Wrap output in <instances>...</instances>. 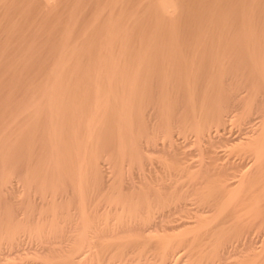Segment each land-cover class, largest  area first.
<instances>
[{
  "label": "rangeland",
  "instance_id": "374dc122",
  "mask_svg": "<svg viewBox=\"0 0 264 264\" xmlns=\"http://www.w3.org/2000/svg\"><path fill=\"white\" fill-rule=\"evenodd\" d=\"M153 2L154 0H53L51 4L47 6V4L45 3V0H0V69L4 70L2 72L0 71V76L2 75L0 77V82H1L0 84L2 85V87L4 85L6 87V88L4 87L6 90L4 88L2 90V87L0 85V90H1L0 91V142L2 143V141L7 140V137H8L7 147L10 145L13 146V148L11 146V149H8L10 147L7 148L9 150L8 159L10 158L9 160H7L8 163L5 162L4 165H2L3 167L1 166V163H0V264H56V263L57 264H66V263L67 264H93V263L94 264H139V263L140 264H156V263L163 264L160 261V257L166 246H168L169 250L172 251L171 254L174 252H178L179 257L176 256V258H174L175 264H264V206H263L264 205V199H263L264 198L263 197L264 196V190H263L264 189L263 188L264 179H261V178H264L263 177L264 174H262L261 171H257L255 175L252 177H255V176H262V177H255V178L251 177L250 179H248V181H244L243 183H241L242 185L239 183L236 186L231 187V188L226 187L223 183V180L226 179V177L224 176L226 175V173L225 171H223L224 167H222L221 165L216 166L213 164H211L210 166V163H209L210 160L208 159L209 157L207 158L208 154H206L207 153L206 148H205L206 144L198 141L196 136L194 135V132H192L191 130L190 131L186 129L184 130L182 123H180L179 120L183 117V116L181 117L183 113V112L181 113V110L177 109L176 112L172 111L171 113L172 117L171 118L169 117L170 118L169 120L171 121V124L173 123L170 129L171 132L173 131V133L176 135V138H179V141H182L184 139L182 144L185 146L184 148L185 151L187 150L185 154L181 152L182 149L178 151L175 149L174 146H170L169 144L170 137L168 136L169 132L166 131L167 125L160 124L161 121L159 120L157 123L155 122L153 127H156L154 129H157L160 133L165 135L166 136L165 138H167L168 136L167 140L163 138L164 136L162 137V139H165V141L160 139L161 142L163 143L165 142L166 144L165 148L163 149V151L161 150L160 152H157L158 153L157 155H155L156 154L155 153V154H151L148 156V154L146 155L145 153L140 152L139 149L141 148H139L140 147L139 146L138 147L139 151L138 150L137 151L138 153L139 152L141 153L139 154L141 155L140 159L136 154L134 153L130 154V152L128 151V148H127V152H125L126 154L123 155L124 158L121 159L122 154L120 155L117 152L118 145H116V143L112 141V135L108 132L107 130L108 128H103L100 132L102 137H100V139L97 141L94 147V151L97 156L95 158V161H97V163L98 161H100V163L97 164L99 166L98 167L95 165V163L92 162V160H89L88 158L82 159L81 156H80L81 157L80 161H78V164L80 165H78L77 158H75V154L73 152L75 150L74 148L76 147V145L77 147L81 146L80 143L82 142V137L84 136L82 135L83 132H81L83 131V126H84L83 122L86 121L85 119L88 117L87 115H89L87 111L85 112L84 110H83L84 112L81 111L82 113L80 112L81 114H79L76 108L79 104V101H81L80 104L82 102L84 103L86 101V98L84 97L81 98V97H78L77 95H74L72 96L74 97V100H73V98L70 97L71 100L73 101L71 100L67 101V106H65L66 108L68 107V104H70L69 106L71 107L70 108L68 107L70 110H68L67 108V110L64 111L65 108L63 107V108H60L63 111L59 109L60 113L62 111L61 114L59 113V111L56 112V114L57 113L59 114V115L57 114L58 116L57 119H56L57 117L56 114L51 116L52 120L56 119L57 125L55 121L53 120L56 126L53 123H51V121H49L50 119V114L48 115L49 111L46 114L45 109L42 110V107H41L39 110H37L38 112L35 111L37 113L36 115V113L33 110L29 112L31 109L28 110L27 108L28 106L25 105V103H28V102H29L28 104L31 105L33 100L35 102L40 100L39 96H41V94H38L39 92L38 93L36 92L40 91V90H37V88L39 89V87L42 84H46V82L48 81L46 80V76L48 75V72H49L48 66H50L51 63H53L54 61L56 62L59 59L58 56H61L62 54H64L62 53L63 51L66 53L69 49L72 48V46L74 47L76 43L78 45V46L76 45L77 47H79V45L81 47L83 43L81 49L85 50L84 48H86L87 50H90V51H84V52L82 51V53L84 54L81 53L82 55H85L86 53L88 54V55L86 54L87 56L85 55V57L81 59L82 61H84L85 58H87V60H85L84 62L81 61L82 63L80 66L82 68L81 67L80 68L82 70H78L77 72V74L80 73L81 75L80 81L82 80V74L86 73L88 71L87 69L89 70L92 69L93 64H91L90 66V64H87V63L91 61L93 62L95 60L94 57H96L98 52H95L94 49H96L100 45L98 42H100V38L103 35V32L105 30L104 23L108 21V19L114 20L116 22L119 21V24H122V23L124 24V25L122 24V26L126 25L127 27H129V29L131 30V32H129V35L131 38V39L129 38L131 40L129 45H131L130 47H133V48L138 47L141 43L147 44L148 38H151L153 36L157 37L158 35L162 36V34L165 35V31L168 29L169 24L173 25V26L170 25L171 27L169 26V28H171V30L175 29L173 31H176L177 38L178 37L180 38V39L179 38L177 39L179 40L178 42L177 40H172L173 41L172 45H182L183 43L182 42L180 43V41L186 40L189 37L190 38L188 40H191L192 38L195 37L196 34L198 33L201 34V32L203 31H201L200 29L204 30V28H207V29H205L206 32L205 33L203 32L202 34L208 33L207 34L208 36L214 35L215 37H218L221 40L220 44L222 45L231 43V39L235 37V34L237 31L239 30L242 31L243 29H246L249 27L257 31V33H259L260 36L264 37V0H239V2L238 0H177V2H179L181 6L179 5L180 8L178 10L177 16L175 17V19L169 22V24L166 21L164 22L163 19L162 21L160 17H158L159 19L158 18L156 19L158 15L155 14V10H153L154 9ZM209 9H212L215 11V14H214L215 17L213 19L211 18L212 20L208 18L206 21L204 20L200 21L201 19L200 17H202L201 15H203V18H204V13L206 12V10L208 11ZM132 14H135L137 18L136 17L135 18L131 17L133 19L129 18L130 16H132ZM95 17H97L98 19H95ZM127 18L130 19V21ZM244 18H249L251 24L245 25L243 23ZM134 19L136 20L135 22L133 21ZM160 20H161L160 22L161 24L158 23L160 24L159 26L156 23ZM213 20L215 21L213 22ZM216 21L218 25H216L217 24ZM162 24L164 25L162 26ZM68 26L71 29L73 28L74 29L71 30L68 28ZM70 30L71 32H73L71 33L72 36L71 34L70 36H68L66 32L64 33V31H67V32L69 31L68 33H70ZM87 31H88V34H87ZM209 31H211V33ZM61 33L62 35L63 33L67 35L66 39L70 37L68 39L69 42L65 38H63L65 39V41L68 42L69 48L67 47L68 46L67 42L63 40V42L66 43V45L63 44V42H61L62 41L61 37H63L62 35H60ZM156 33H159V34H157L156 36ZM82 34L88 35L86 36L85 39L83 38L84 40H86L85 42H83L82 36L84 35ZM183 34H185L186 36ZM23 37H25V39L27 40V45L31 43L32 41L33 44L32 43L29 44L31 45L30 46L31 48H29V45L24 46V44L26 43L25 42L26 40ZM183 37H185V39H183ZM163 39H164L163 42H166L168 44H171L172 42L169 38L165 37ZM86 43L88 44L86 45ZM209 43L213 44V42L207 39L206 42H204L203 44L210 45ZM21 44L23 47L21 46ZM34 44L36 45V47L34 46ZM62 44L63 46L65 45V47L67 48V51H65L66 49L65 47L63 46L61 47ZM85 45L86 47H83ZM39 46H41V48ZM91 46L94 48L93 50ZM3 47H6V49H8L6 50L4 48L7 51V52H4L5 54H3V51H5ZM87 47L91 49H88ZM99 47L97 48L98 51H100ZM35 48H37L38 53L41 52L42 54L41 53L38 54ZM59 48L61 49L65 48V49L59 50ZM41 49L43 50V52ZM24 52H27V53H24ZM29 52H31V55L29 54ZM34 53H36V56H39V57H35L33 58V61H31L30 58ZM28 55L30 56L27 58ZM34 56L35 55H33V57ZM36 58L37 59L40 58V59L37 60ZM88 59L90 60L88 61ZM15 60L16 61L18 60V61L16 62ZM33 62H34L33 65L35 66L31 65V63ZM18 63H21L23 67L20 64L21 68L20 67L17 68L19 66ZM44 63L46 65L43 66ZM1 64L3 66H1ZM5 64L6 66H4ZM36 65L40 67H37ZM29 66L33 68H29ZM2 67H4L7 70V72ZM44 67H46V69L48 70H45ZM37 68L39 69L43 68V70L40 71ZM10 69H11V72H10ZM16 69H18V71H16ZM20 70H23L25 74L23 73V71H21L22 73H19L20 75L17 74L18 72H20ZM85 70L86 72H82ZM247 70L248 69L244 62L243 63L228 62L226 65L225 71H224V77H223L224 83L223 84L225 86V91L223 94V99L225 101L226 108H225V113H224L225 115L224 120H223L224 122L221 123L222 126L221 125L218 126L220 130L221 129L224 130V132L223 130H221L224 134L222 132H221L222 134L217 133V138L215 136H214L215 138L213 137L215 149L217 148V146H220L222 143V145L218 147L217 149L218 151H220L222 156L225 157L224 162H227L228 161L227 159H229V161L233 159H236L239 161L240 157L241 158L245 157V159L249 160L247 156L251 155L252 152H254V150L259 147L258 145H260L259 143L260 139L257 137H256L257 138L256 142L251 141L255 137H252L250 140H247V141H251V144H248L247 141L245 144L243 143L237 144L236 142L229 140L230 141L229 143V141L225 140L227 145H225L224 138H223L225 137V139L226 138L235 139V138L240 137L242 135L241 133H243L242 129L246 127V126L242 127L243 120H248L251 117L250 119H253L254 124L258 123L257 121L260 122V119L262 120V116H263L262 110L264 109V106H263L264 105V98H263L264 87L262 84L258 83L256 89L253 90L252 86H253L254 80L250 78V76L246 75L248 74ZM45 71H48V72H45ZM3 72L6 74H4ZM229 74L231 75V77ZM237 74L239 76H237ZM16 76L17 77L20 76L18 77L19 81L17 80L18 78H16V81L14 79L15 83H13V78H15ZM71 76L72 75H69L68 77L72 78L75 75H73L72 77ZM77 77L79 78V76ZM21 79H22L21 83L22 84L24 83L25 85H22L20 83ZM67 79L70 80L69 78H66L65 80ZM74 79H77L76 76L72 78L71 80H74ZM234 79L236 80L233 81ZM9 80H10L11 85L10 83L8 85ZM6 82L8 86H6ZM27 82H30L32 86L31 85L29 86L30 83H27ZM38 84H41V85H38ZM33 85H34V88H33ZM227 85H229V88ZM22 86L23 88L25 87L24 88L25 90L24 89L22 90ZM35 86H38V87H35ZM31 87H32V91H30ZM230 87L232 90L230 89ZM20 88H21V91L19 90ZM26 88L28 89L26 90ZM233 88L235 89V91ZM243 89L244 91H242ZM17 90L20 92L17 93L18 92ZM34 90H37V91L34 92ZM25 91H27L26 93L28 94H26ZM29 91L32 92V94H30ZM12 92H14L15 95ZM226 93L228 94L226 95ZM237 93L239 95V96L237 95L238 99H236ZM37 94H38V97L35 96ZM32 96L36 98H33ZM23 102H24V105L22 104ZM240 102L243 105V108L241 107L242 105L240 104ZM182 103H183L182 99L178 97L177 105H179L180 107ZM2 104L4 106H2ZM21 107L22 108L25 107V108L22 109ZM73 107L75 108L73 109ZM239 107H241L240 110H239ZM234 110L236 112H234ZM32 112L35 114H33ZM242 113L244 114L243 115L244 117L241 116ZM178 115L180 116L179 119H178L179 117ZM259 115L261 117H259ZM31 116L35 118L36 121L33 118L31 120ZM47 116H49V118ZM62 116H64L63 119H62ZM173 118H176V119H173ZM13 119H14L15 124L13 122H10V121H13ZM238 119L239 121H237ZM80 121L82 122L79 125ZM30 122H32L33 126L31 125ZM48 123L50 126L48 125ZM60 123H62L63 125H61ZM67 123L69 126L67 125ZM64 124H66L65 127H64ZM52 125L53 127H56L55 136L57 137V133L59 136L61 135L60 137H57V139H53L54 141L52 140V142H54L53 144L45 140L47 139V135L49 133L46 130L49 129ZM70 125H72L71 127L73 128H71ZM160 125H162V127ZM31 126H32V129H30ZM81 126L82 128H80L79 130V127ZM53 127H51L48 131L52 132L51 130L54 129ZM75 127L76 128L78 127L77 131ZM57 128H58V132H57ZM62 128H64V130ZM178 128H181L180 129L181 131ZM59 129L61 132H59ZM213 129L215 130L216 128L214 127ZM213 129L212 131H214ZM55 130H53L54 133H55ZM28 131H31L32 135H31V132L29 133ZM257 131H259V129ZM43 132H45V134ZM76 132L79 133L80 136H78ZM8 134L9 136H7ZM17 134L22 135V136L20 137ZM257 134L258 133H256V135ZM42 135L45 137L44 139H42L43 138ZM64 135H66V137ZM73 135H76L77 138L76 140L72 141V139H74ZM220 135H222L223 137L222 136L220 137ZM14 136L16 137V139ZM28 136L30 137L26 140ZM17 137H19V140H17ZM34 137H36V139ZM219 137L222 138L221 141H219ZM30 139H35V141L30 140ZM59 139H62V140H59ZM105 139L106 140L108 139L107 140L108 142ZM67 140H70V141H67ZM43 141L44 143L45 141L47 143L44 144ZM62 141L64 142L62 143ZM74 141L78 142V144ZM11 142L13 143L11 144ZM57 142L59 144L60 143L62 144L65 143V144L63 145V147L61 146L62 144H60V146L62 147L61 148ZM9 143L10 145H8ZM70 143H71V146H69ZM74 143H76V145H74ZM100 143H103V144H100ZM31 145H33V147ZM54 145L57 151L60 150L58 153L62 151L61 153H62V156H64V161H62L61 163L63 166L66 165L64 167L66 169H64L60 163V168H59L60 173L59 171L51 170L53 169V164L56 162V160H52V157L54 158L55 155H53L51 152L48 153V150H50L51 146H54ZM67 145L69 146V148ZM58 146L59 148H57ZM244 146H246L247 148ZM64 148L65 149L67 148L70 151L65 150ZM0 149H1V145H0ZM28 150H29V155H27ZM71 151H72L71 153L72 155L68 153ZM247 151H249L250 153H248ZM196 152H197V155H196ZM64 154H66L67 157H65ZM152 155H155V156H152ZM69 156L71 157L68 158ZM185 156L187 157V159H189L190 165H193V166L197 165V166H194L195 168L193 167V170L190 169L191 172L186 171V169L185 171L182 169L183 162L185 161L184 160ZM80 157H78V159ZM74 158L75 160H73ZM152 158L154 159L152 160ZM71 160L73 161V163H71ZM48 163H49V166H48ZM71 166H73V169ZM81 166H83L82 170H85L84 168H86V171H87L86 174H85V171L82 172L80 168L78 169V167H81ZM255 166L256 164L254 163L251 165L252 172L256 171ZM144 167H150L154 170L156 169L159 170L158 174L160 175V177L162 176L159 180L160 187L159 188L155 187L158 184H155V185L151 184V185H148L147 187L148 189L147 188L127 189V187L130 185L129 181L131 180L133 181L132 177L135 176L136 178V175L138 174L143 175ZM154 167H156V169ZM67 168H68V172L66 174L65 172L67 171ZM95 168L97 171L95 170ZM221 168H222V171H221ZM179 169L181 171H179ZM78 170H80L81 172L78 173L79 172ZM61 172H62V175H60ZM3 173H6V174H3ZM83 173L85 174V176ZM79 174H82V177H84L82 178L83 180H81V182H83L84 179L87 182L85 183L83 182L82 184L80 182V184H78L77 177L79 176ZM208 174L210 175V177H208L209 176ZM30 176H33V177H30ZM34 177H37V179L36 178L34 179ZM57 177H58V180L55 181ZM221 178H222V182H220ZM39 179H42V180H39ZM175 179H178V180H175ZM71 181H74V182H71ZM253 181L254 182L257 181V182H255L254 184ZM74 184L75 185L77 184L79 186L82 185L83 187L80 186L82 190L79 191L80 189V188L78 189L79 186L76 185L75 187ZM161 184L162 185L164 184L167 187L163 185L164 188H161ZM170 184L172 186L174 185L173 188ZM248 184H251V185H248ZM126 189L127 191H124ZM130 190L132 191L134 190V191L132 192ZM135 190H138V191H135ZM145 190L147 191L148 195L151 194L150 196L152 198V203H153V215L154 213L155 214L157 213V215H154V217L156 218L158 215L159 216L166 215L168 217L167 220L163 222L164 224L162 223L164 226H167L166 225L167 223L168 225L173 224L174 221H170V220H173V218L175 219L176 216L179 218L181 217V215L182 217L184 215L185 220H195L196 219L195 221L197 223L194 224L195 226L194 225H191V227L187 226L185 228L177 229L175 230V232H173L174 230H168V229L166 230V228L162 226L161 224L158 227L151 229L153 231L152 233H149L145 231L141 232L143 231V229L141 228L143 226L142 224L136 225V222L129 221V222H126L127 223L126 228L129 230L125 229L124 225L126 224L123 223L124 221L122 222L121 220H119L118 214L115 212L116 210L113 211V207H115V205L114 203L112 204L110 199L116 197V195L118 194L125 195L129 193L128 195L135 198L134 200H137V199L140 200V195ZM158 190H159V193H158ZM134 192L137 193V196L136 195L133 196ZM236 192H238L237 195H235ZM157 194L158 195L162 194V199H160L161 202L159 200V198L161 197H157ZM163 199H165V201ZM154 200L156 203L154 202ZM162 201H164V204ZM184 202L186 203L185 204L186 207L188 206L187 208L191 210L203 208L202 210H204V212L207 211L206 213L208 214L205 215L206 213L202 212L204 213L202 217L201 216L199 218L189 217L190 219H188L185 215L187 216L189 215L187 212L189 210L186 211V208H184L185 210L181 208V205H182L181 203H184ZM193 206L194 207L196 206V207L194 208ZM168 207L170 208L168 209ZM100 215L102 217L103 215H105L107 220L105 219V216L104 218H102ZM168 215H170L172 218ZM103 220H106L105 221L106 223L102 222ZM126 220L127 219H125V221ZM10 227L13 228V230L10 229ZM156 229L157 230L159 229V230L156 231ZM162 229L165 231H163ZM9 233L11 234L8 235Z\"/></svg>",
  "mask_w": 264,
  "mask_h": 264
},
{
  "label": "bare ground",
  "instance_id": "6f19581e",
  "mask_svg": "<svg viewBox=\"0 0 264 264\" xmlns=\"http://www.w3.org/2000/svg\"><path fill=\"white\" fill-rule=\"evenodd\" d=\"M53 0H45V3L48 5L51 4ZM56 2V1H55ZM54 2V3H55ZM116 2V1H114ZM239 2V0H238ZM43 3V2H42ZM179 2H177V0H154L153 2V7L155 10V14H157L158 16L156 17V19L158 17H160V19L164 20V22L166 21L168 24L169 22H171L173 19H175V17L178 14V10H179ZM53 5V4H52ZM235 5V4H234ZM239 5V4H238ZM181 6V5H180ZM206 6V4H205ZM115 7V5H114ZM216 7V6H215ZM74 8V7H73ZM224 8V7H223ZM237 8V7H236ZM115 9V8H114ZM201 9V8H200ZM213 9V8H212ZM209 9L208 11L206 10V12L204 13V18L203 15H201L202 17H200V21L204 20L206 21L208 18L209 19H213L215 17V11ZM234 10V9H233ZM133 11V10H132ZM137 11V10H136ZM238 11V10H237ZM74 12V11H73ZM233 12V11H232ZM229 13V12H228ZM231 13V12H230ZM73 14V13H72ZM98 14V13H97ZM221 14V13H220ZM256 14V13H255ZM240 15V14H239ZM128 17V16H127ZM131 17H136L135 14H132ZM217 17V16H216ZM223 17V16H222ZM72 18V17H71ZM74 18V17H73ZM137 18V17H136ZM95 19H98L97 17H95ZM93 19V20H95ZM113 19V18H112ZM128 19V18H127ZM133 19V18H131ZM159 19V18H158ZM211 19V20H212ZM221 19V18H220ZM252 19V18H251ZM257 19V18H256ZM72 20V19H71ZM130 21V19H128ZM158 21L156 24L161 22ZM162 20V21H163ZM218 20V19H217ZM98 21V20H97ZM106 21V20H105ZM134 22L136 21L135 19L133 20ZM131 21V22H133ZM138 21V19H137ZM157 21V20H156ZM215 20H213L214 22ZM241 21V20H240ZM77 22V21H76ZM96 22V21H95ZM163 22V23H164ZM221 22V21H219ZM142 23V22H141ZM217 23V21H216ZM234 23V22H233ZM243 23L246 24H251L249 18H244L243 19ZM254 23V22H253ZM12 24V23H11ZM33 24V23H32ZM85 24V23H84ZM94 24V23H93ZM105 25V30L103 32V35L100 38V42H98L100 45L99 50L94 49L92 46V50L94 49L95 52H98L95 60L92 62H88L87 64H93L92 65V69L86 72L82 71V72H86L84 74H82V80L80 81V73L77 74L78 70H82L81 68V63L84 62L85 60H87V58H85L84 61H82L81 59L85 57V55H82L84 53H82V51H90L87 50L86 48H84L85 50L81 49L82 45L79 49V47H77V43L75 44V46L71 49H69L67 51V48L65 47L66 43L63 42V40L65 41V39L67 38L66 34H68V36H70L71 33V29L69 26L68 28L71 29L70 33H68L67 31H64V33L66 32V34L62 33L60 35H62L63 37H61V42H63V44H65L63 46V44L61 45V47H65V48H59V50H64L67 51L66 53L63 51L61 56H58L59 59L53 63H51V67L48 66L49 72L48 75L46 76V80H48L46 82V84H38L41 85V89L39 87V89L37 88L36 93L41 94L40 100L35 102L33 100V104L31 103V105H29L28 103V99L26 100L28 103H25L26 106H28V110L31 109L29 112H31L32 110L35 112L37 110H39L42 107V110L45 109V113L47 114V112L49 111L48 115L50 114V119L49 121H51V123L54 124L51 116L56 114V112L59 111L60 108H65V106H67V101L71 100L70 97L77 95L78 97L81 98H86V101L80 104L81 101H79V104L76 108V110L79 112V114H81L82 112H86L89 114L87 115L88 117L85 119L86 121H84V126H83V134L84 135L82 137V142L80 143V147H77L76 143L78 144V142L74 143V145H76V147L74 148L75 150L73 151L75 154V158H77V164L78 161H80L81 157L83 158H88L89 160H92L93 163H95L96 166H98L97 164L100 163V161H95V158L97 157L94 151V147L97 143V141L100 139V137H102V135L100 134L101 130L103 128H108V132L112 135V141H114L116 143V145H118V154H122V158L124 154H126L125 152H127V148L128 151L130 152V154L134 153L136 154L139 159L140 156L139 154L145 153L146 155L148 154H155L157 155V152H160L161 150L163 151V149L165 148V142H161L160 139L165 138L166 136L163 135L162 133H160L157 129H154L156 127H153L155 122L157 123L158 120L161 121L160 124H164L167 125V132H169V140H170V146H174L176 150L183 152L185 154V146L182 144V142L184 141V139L182 141H179V138H176V135L173 133V131L171 132V125H173V123L171 124V121L169 120L172 116V111L181 110V119L179 120L180 123H182V126L184 127V130H191L192 132H194V135L196 136L197 140L200 142L205 143V148L208 154L207 158L210 160V166L211 164L213 165H221L222 167H224V170L226 175H224L226 177L225 180H223V183L226 187H234L237 184H241L244 181H248V179H250L252 176L255 175V173L257 171H261L262 174H264V109L263 111V116H262V120L260 119V122L257 121L258 123H253V119H248V120H243V126L244 127L243 133H241L242 135L238 138L235 139H225V137H223L222 135H220V137L222 136L224 138V143L225 145L226 141H233L238 143H243L245 144L247 140H250L252 137H255L254 139H252L251 141H255L256 139L259 138L260 139V145H258L259 147L256 148L254 150V152H252L251 155L247 156L249 160L245 159V157H240V160H230L227 159V162H224V156H222V154L220 153V151H218V147L215 149V145H214V138H217V133H221L223 129H219L218 126L221 125L222 122H224V113H225V101L223 99V94L225 91V86H224V71L226 68V65L228 62H239V63H245L246 67H247V72L248 74H246L247 76H250V78H252L254 80L252 89H256L258 83L262 84L264 87V37L260 36L259 33H257V31L253 30L251 27L243 29L242 31L239 30L236 32L235 37L231 39V43L228 44H220L221 40L218 37L213 36H208L206 34H202L203 32L205 33L207 28H204V30L200 29L201 34L198 33L195 35L194 38H192L191 40H188L189 38H187L186 40H182L180 41V43L182 42V45H172L173 41L172 40H177V34L176 31L171 30V28H169L170 25L168 26V29L165 31V35L162 36H156L157 37H151L148 38V43L147 44H140L138 47H130L131 45H129V43L131 42V38L129 35V32H131V30L129 29V27L122 26V24H119V21L116 22L114 20H109L106 21L104 23ZM161 24V23H160ZM160 24H158L160 26ZM13 25V24H12ZM96 25V24H95ZM124 25V24H123ZM133 25V24H132ZM164 24H162L163 26ZM166 25V24H165ZM205 25V24H204ZM218 25V23L216 24ZM24 26V25H23ZM40 26V25H39ZM75 26V25H74ZM73 26V27H74ZM92 26V25H91ZM167 26V25H166ZM173 26V25H172ZM210 26V25H209ZM222 26V25H221ZM80 27V26H79ZM171 27V26H170ZM218 27V26H216ZM229 27V25H228ZM24 28V27H22ZM220 28V27H219ZM21 29V28H20ZM31 29V28H30ZM39 29V28H38ZM164 29V28H163ZM228 29V28H227ZM239 29V28H238ZM42 30V29H41ZM46 30V29H45ZM44 30V31H45ZM98 30V29H97ZM130 30V31H129ZM159 30V29H157ZM156 30V31H157ZM165 30V29H164ZM163 30V31H164ZM196 30V29H194ZM89 31V30H88ZM87 31V34H88ZM140 31V30H139ZM233 31V30H232ZM241 31V32H240ZM58 32V31H57ZM102 32V31H101ZM194 32V31H193ZM191 32V33H193ZM211 33V31H209ZM21 33V32H20ZM49 33V32H48ZM85 33V32H84ZM93 33V32H92ZM190 33V32H189ZM132 34V33H130ZM230 34V33H229ZM10 35V34H8ZM84 35V36H82ZM82 39L86 38V34H82ZM101 35V34H100ZM136 35V34H135ZM185 35V34H183ZM210 35V34H209ZM19 36V35H18ZM65 36V37H64ZM72 36V34H71ZM93 36V35H92ZM186 36V35H185ZM191 36V35H190ZM6 37V36H5ZM169 38L172 42L171 44H168L166 42H163V38ZM182 37V36H181ZM25 39V37H23ZM34 38V37H33ZM65 38V39H63ZM70 38V37H69ZM68 38V39H69ZM130 38V39H129ZM221 38V37H220ZM229 38V37H228ZM23 39V40H24ZM59 39V38H58ZM68 39H66L68 41ZM83 39V42H85L86 40ZM88 39V37H87ZM180 39V38H179ZM183 39H185V37H183ZM210 40L211 42H213V44L210 45H206L203 44L204 42H206V40ZM26 40V39H25ZM36 40V39H35ZM80 40V39H79ZM78 40V41H79ZM130 40V41H129ZM229 40V39H228ZM4 41V40H3ZM31 41V40H30ZM29 41V42H30ZM65 41V42H67ZM88 41V40H87ZM93 41V40H92ZM99 41V40H98ZM179 40H177L178 42ZM5 42V41H4ZM26 43L24 44V46H28L29 43L27 45V40L25 41ZM34 42V41H33ZM55 42V41H54ZM60 42V44H61ZM69 42V41H68ZM67 42V44H68ZM82 42V41H80ZM15 43V42H14ZM24 43V42H23ZM96 43V42H95ZM138 43V42H137ZM140 43V42H139ZM176 43V42H175ZM33 44V43H32ZM38 44V43H37ZM55 44V43H54ZM80 44V43H78ZM88 43H86L87 45ZM90 44V43H89ZM133 44V43H132ZM193 44V45H192ZM8 45V44H7ZM40 45V44H39ZM77 45V46H76ZM83 46V47H86ZM91 45V44H90ZM89 45V46H90ZM22 46V44H21ZM20 46V47H21ZM31 45H29V48ZM34 46L36 47V45L34 44ZM38 46V45H37ZM47 46V45H46ZM44 46V47H46ZM71 46V45H70ZM23 47V46H22ZM41 48V46H39ZM54 47V46H53ZM69 48V44L67 46ZM6 49V47H3V49ZM9 48V47H8ZM25 48V47H24ZM28 48V49H29ZM34 48V47H33ZM39 48V49H40ZM88 49H91L89 47H87ZM4 49V50H5ZM19 49V48H18ZM37 50V48H35ZM48 49V48H47ZM50 49V47H49ZM8 50V49H6ZM3 51V54H5L4 52L7 51ZM13 50V49H12ZM25 50V49H24ZM34 50V49H33ZM42 50V49H41ZM45 50V48H44ZM57 50V49H56ZM97 50V51H96ZM11 51V50H10ZM58 51V50H57ZM28 52V51H27ZM24 52V53H27ZM43 52V50H42ZM93 52V51H91ZM94 52V53H95ZM33 53V52H32ZM38 53V50H37ZM41 53V52H40ZM38 53V54H40ZM82 53V54H81ZM29 54L31 55V52H29ZM42 54V53H41ZM60 54V53H59ZM96 54V53H95ZM28 55L27 58L30 56ZM33 55H35L33 57ZM30 60L33 61V58L35 57H39L36 56V53H34ZM88 55V54H87ZM86 55V56H87ZM7 56V55H6ZM42 56V55H41ZM57 56V55H56ZM89 57V56H88ZM18 58V57H17ZM41 58V57H40ZM39 58V59H40ZM25 59V58H24ZM37 59V58H36ZM37 59V60H39ZM91 59V58H90ZM88 59V61L90 60ZM28 60V59H27ZM35 60V59H34ZM36 60V61H37ZM16 61V60H15ZM18 61V60H17ZM16 61V62H17ZM48 61V60H47ZM82 61V62H81ZM24 62V61H23ZM28 62V61H27ZM39 62V61H38ZM51 62V61H50ZM15 63V62H14ZM40 63V62H39ZM42 63V62H41ZM86 63V62H85ZM21 63H18V67H20ZM33 63H31V65H33ZM86 64V65H87ZM9 65V64H8ZM30 65V64H29ZM42 65V64H41ZM46 65L45 63L43 64V66ZM1 66H3L1 64ZM6 66V64L4 65ZM14 66V67H15ZM21 66L23 67V65L21 64ZM35 66V65H33ZM37 66V65H36ZM9 67V66H7ZM6 67V68H7ZM40 67V66H37ZM50 67V68H49ZM81 67V68H80ZM4 68V67H2ZM21 68V67H20ZM29 68H33L30 67ZM45 70L46 67H44ZM80 68V69H79ZM87 68V67H86ZM5 69V68H4ZM9 69V68H8ZM39 69V68H37ZM36 69V70H37ZM84 69V67H83ZM239 69V68H237ZM6 70V69H5ZM24 70V69H23ZM20 70L19 73H22ZM40 71L43 70L39 69ZM38 70V71H39ZM0 71H4L1 70ZM14 71V70H13ZM12 71V72H13ZM16 71H18V69H16ZM7 72V70H6ZM9 72V71H8ZM11 72V69H10ZM15 72V71H14ZM81 72V73H82ZM233 72V71H232ZM236 72V71H235ZM4 73V72H3ZM23 73L25 74V72L23 71ZM29 73V72H28ZM36 73V72H35ZM40 73V72H39ZM6 74V73H4ZM13 74V73H12ZM47 74V73H46ZM233 74V73H232ZM11 75V74H10ZM14 75V74H13ZM12 75V77H13ZM20 75V74H19ZM69 75H75L77 79L71 80L72 78H74L75 76H71L72 78L68 77ZM230 75V74H229ZM235 75V74H234ZM2 76V75H1ZM0 76V77H1ZM9 76V75H7ZM79 76V78L77 77ZM227 76V75H226ZM236 76V75H235ZM237 76H239L237 74ZM20 77V76H18ZM17 76L15 78H13V83L14 79L16 81V78H18ZM231 77V75H230ZM10 78V77H9ZM23 78V76H22ZM48 78V79H47ZM66 78H69L70 80H65ZM227 78V77H226ZM225 78V79H226ZM233 78V77H232ZM41 79V78H40ZM6 80V79H5ZM19 81V78L17 79ZM36 80V79H35ZM34 80V81H35ZM227 80V79H226ZM225 80V81H226ZM230 80V79H229ZM236 79H234L233 81H235ZM239 80V79H238ZM39 81V80H38ZM67 81V82H65ZM72 83H71V82ZM22 82V79L20 81V83ZM1 83V82H0ZM10 83V80L8 82V85ZM30 83V82H27ZM22 84V83H21ZM34 84V83H33ZM233 84V83H232ZM236 84V83H235ZM1 85V84H0ZM7 82H6V86ZM11 85V83H10ZM18 85V84H16ZM22 85H25L24 83ZM31 85V83L29 84V86ZM35 85V84H34ZM33 85V88H34ZM37 85V84H36ZM230 85V84H229ZM229 85L228 88H229ZM234 85V84H233ZM232 85V86H233ZM32 86V85H31ZM261 86V85H260ZM2 87V85H1ZM5 87V85L2 87ZM17 87V86H15ZM20 87V86H19ZM18 87V88H19ZM38 87V86H35ZM6 88V87H5ZM4 88V89H5ZM25 88V87H24ZM22 86V90L24 89ZM29 88V87H28ZM26 88V90L28 89ZM227 88V89H228ZM9 89V87H8ZM231 89V87H230ZM234 89V88H233ZM237 89V88H236ZM6 90V89H5ZM21 91V88L19 89ZM25 90V89H24ZM232 90V89H231ZM230 90V91H231ZM1 91V90H0ZM18 91V90H17ZM20 91H18L17 93H19ZM30 91H32V87L30 89ZM29 91V92H30ZM235 91V89H234ZM244 91V89L242 90ZM241 91V92H242ZM256 91V90H255ZM254 91V92H255ZM264 91V90H263ZM4 92V91H3ZM7 92V91H6ZM5 92V93H6ZM23 92V91H22ZM27 91H25L26 93ZM227 92V91H226ZM229 92V91H228ZM14 94V92H12ZM35 93V94H36ZM235 93V92H233ZM244 93V92H243ZM11 94V93H10ZM12 94V95H13ZM24 94V93H23ZM22 94V95H23ZM28 94V93H26ZM30 94H32V92H30ZM38 94L35 95L38 97ZM228 93H226L227 95ZM232 94V93H231ZM241 94V93H240ZM3 95V94H2ZM15 95V94H14ZM235 95V94H234ZM238 93L236 94V99H238ZM264 95V93H263ZM10 96V95H9ZM8 96V98H9ZM29 96V95H28ZM231 96V95H230ZM229 96V98H230ZM233 96V95H232ZM5 97V96H4ZM26 97V96H25ZM33 97V96H32ZM178 97H180L183 101L182 105L179 107V105H177V100ZM6 98V97H5ZM4 98V99H5ZM36 98V97H33ZM32 98V99H33ZM74 100V97H72ZM240 98V97H239ZM264 98V96H263ZM38 99V98H37ZM71 100V101H73ZM82 100V99H81ZM241 100V99H240ZM6 101V100H5ZM233 101V100H232ZM25 102V101H24ZM24 102L22 103L24 105ZM35 102V103H34ZM263 102V101H262ZM3 103V102H2ZM8 103V102H7ZM6 103V104H7ZM73 103V102H72ZM233 103V102H231ZM74 104V103H73ZM229 104V103H228ZM241 104V102H240ZM70 104H68V107L70 108L71 106H69ZM242 105V104H241ZM248 105V104H246ZM2 106H4L2 104ZM8 106V105H7ZM6 106V107H7ZM25 106V107H26ZM239 106V105H238ZM264 106V105H263ZM5 107V108H6ZM25 107H21L22 109H24ZM65 108L64 111L67 110V108ZM76 107V106H75ZM73 107V109L75 108ZM231 107V106H230ZM235 107V106H234ZM243 108V105L241 106ZM241 107H239V110L241 109ZM250 107V106H249ZM4 108V107H3ZM68 108V110H70ZM236 108V107H235ZM255 108V107H254ZM253 108V109H254ZM19 109V107H18ZM27 110V109H26ZM25 110V111H26ZM41 110V111H42ZM47 110V111H46ZM62 110V109H60ZM84 110V111H83ZM236 110V109H235ZM234 110V112H236ZM63 111V110H62ZM61 111V113H62ZM73 111V110H72ZM82 111V112H81ZM261 111V113H262ZM38 112V111H37ZM81 112V113H80ZM174 112V113H175ZM256 112V111H255ZM22 113V112H21ZM33 113V112H32ZM36 113V112H35ZM33 113V114H35ZM40 113V112H39ZM60 113V111H59ZM60 113V114H61ZM64 113V112H63ZM77 113V112H76ZM179 113V112H178ZM180 113V114H181ZM30 114V113H29ZM58 114V113H57ZM56 114V116H57ZM66 114V113H65ZM63 114V115H65ZM74 114V113H73ZM233 114V113H232ZM235 114V113H234ZM237 114V113H236ZM240 114V113H239ZM251 114V113H250ZM37 115V113H36ZM59 115V114H58ZM244 114L242 113L241 116H243ZM248 115V114H247ZM262 115V114H261ZM16 116V115H15ZM55 116V117H56ZM74 116V115H73ZM175 116V115H173ZM177 116V115H176ZM179 116V115H178ZM237 116V115H236ZM5 117V116H4ZM35 117V116H34ZM37 117V116H36ZM49 118V116H47ZM81 117V116H80ZM170 117V118H169ZM244 117V116H243ZM246 117V116H245ZM248 117V116H247ZM254 117V115H253ZM258 117V116H257ZM259 117H261L259 115ZM9 118V117H8ZM7 118V119H8ZM32 116H31V120H32ZM39 118V117H38ZM58 118V116L56 117V119ZM60 118V117H59ZM64 118V116H62V119ZM180 118V116L178 117V119ZM16 119V118H14ZM14 119L13 122L14 123ZM29 119V118H28ZM35 120V118H33ZM40 119V118H39ZM38 119V120H39ZM46 119V118H45ZM56 119L54 120L56 125H57V121ZM61 119V120H62ZM74 119V118H73ZM176 119V118H173ZM171 119V120H173ZM234 119V118H233ZM242 119V118H241ZM18 120V118H17ZM25 120V119H24ZM44 120V119H43ZM65 120V119H64ZM82 120V119H80ZM30 121V120H29ZM36 121V120H35ZM45 121V120H44ZM178 121V120H177ZM239 121V119L237 120ZM254 121V122H255ZM8 122V123H10ZM16 122V120H15ZM47 122V121H46ZM45 122V123H46ZM60 122V121H59ZM66 122V121H64ZM79 122V121H78ZM82 121H80L79 125L81 124ZM169 122V123H168ZM24 123V122H23ZM32 125V122H30ZM43 123V122H42ZM44 123V124H45ZM63 123V121H62ZM62 123H60L61 125H63ZM70 123V122H69ZM72 123V122H71ZM82 123V124H83ZM237 123V122H235ZM15 124V123H14ZM26 124V123H25ZM36 124V122H35ZM59 124V123H58ZM258 124V126H257ZM47 125V124H46ZM49 125V123H48ZM55 125V124H54ZM55 125V126H56ZM60 125V126H61ZM68 125V123H67ZM157 125V124H156ZM163 125V127H164ZM176 125V124H175ZM239 125V124H238ZM23 126V125H22ZM33 126V125H32ZM32 126L30 127V129H32ZM50 126V125H49ZM59 126V125H58ZM66 126V124H64V127ZM69 126V125H68ZM72 125H70L71 127ZM75 126V125H73ZM162 127V125H160ZM169 126V127H168ZM222 126V125H221ZM47 127V126H46ZM53 127V125L51 126ZM50 127V128H51ZM216 128L215 130L213 128ZM49 128V129H50ZM54 129H52L50 131H48L49 129H47L46 131L49 132L47 135V139H45L47 142H51L52 144L54 142H52L53 139H57V137H60L57 133V137L56 135V127H53ZM61 128V127H59ZM73 128V127H71ZM76 128V127H75ZM78 128V127H77ZM76 128V131L78 130ZM81 127H79L80 130ZM232 128V126H231ZM27 129V128H26ZM25 129V130H26ZM29 129V130H30ZM37 129V128H36ZM43 129V128H42ZM64 130V128H62ZM179 130L181 128H178ZM212 129L214 131H212ZM227 129V128H226ZM259 129V131H257ZM34 130V129H33ZM32 130V131H33ZM55 130V133L54 131ZM62 130V131H63ZM68 130V128H67ZM73 130V129H72ZM36 131V130H35ZM181 131V130H180ZM228 131V130H227ZM230 131V130H229ZM240 131V130H239ZM4 132V131H3ZM6 132V131H5ZM22 132V131H21ZM29 133L31 131H28ZM34 132V131H33ZM46 132V134H47ZM57 132H58V128H57ZM59 132L60 129H59ZM64 132V131H63ZM107 132V131H106ZM163 132V131H162ZM171 132V133H170ZM224 132V130H223ZM222 132V133H223ZM242 132V131H241ZM45 134V132H43ZM77 133V132H76ZM75 133V134H76ZM105 133V132H104ZM103 133V134H104ZM164 133V132H163ZM166 133V132H165ZM221 133V134H222ZM231 133V132H230ZM256 133H258L256 135ZM20 134V133H19ZM18 136H22L19 135ZM28 134V133H27ZM61 134V133H60ZM69 134V133H68ZM67 134V135H68ZM74 134V133H72ZM78 136L79 133H77ZM168 134V133H167ZM166 134V135H167ZM179 134V133H178ZM181 134V133H180ZM224 134V133H223ZM237 134V133H236ZM3 135V134H2ZM24 135V134H23ZM32 135V132H31ZM71 135V134H70ZM69 135V136H70ZM256 135V136H255ZM9 136V134L7 135ZM16 136V135H15ZM14 136V137H15ZM26 136V135H25ZM66 137V135H64ZM76 135H73V138L71 137L72 141L76 140L77 136L74 137ZM167 136V138H168ZM215 136V137H214ZM24 137V136H23ZM30 136H28L26 138V140L29 138ZM42 139H44L45 137L42 135ZM56 137V138H55ZM180 137V136H179ZM214 137V138H213ZM219 137V141H221L222 138ZM257 137V138H256ZM33 138V137H31ZM36 139V137H34ZM40 138V137H39ZM80 138V137H79ZM167 138H165L167 140ZM193 138V137H192ZM230 138V137H229ZM4 139V137H3ZM16 139V137H15ZM35 139H30L35 141ZM63 139V138H62ZM59 139V140H62ZM65 139V138H64ZM70 139V140H71ZM81 139V138H80ZM165 139H162L163 141H165ZM258 139V140H259ZM8 140V137H7ZM7 140L2 141L1 145V149H0V163L1 166L4 165V163H8L7 160L8 159V155H9V150L11 149L10 143L7 147ZM13 140V139H12ZM11 140V141H12ZM17 140H19V137H17ZM23 140V139H21ZM29 140V142H30ZM67 140V141H70ZM106 140V139H105ZM108 140V139H107ZM106 140V141H107ZM42 141V140H41ZM43 141L44 144H46L47 142ZM54 141V140H53ZM66 141V142H67ZM71 141V143H72ZM101 141V140H100ZM104 141V140H103ZM229 141V143H230ZM251 141H247L248 144H251ZM21 142V141H20ZM60 142V141H59ZM64 141H62L63 143ZM108 142V141H107ZM113 142V144H114ZM216 142V140H215ZM250 142V143H249ZM13 142H11L12 144ZM15 143V142H14ZM18 143V142H17ZM58 143V142H57ZM60 143V144H62ZM71 143L69 146H71ZM218 143V142H217ZM19 144V143H18ZM31 144V143H30ZM50 144V143H49ZM60 144L58 143V145L60 146ZM65 144V143H64ZM62 144L61 146L63 147ZM103 144V143H100ZM108 144V143H106ZM200 144V143H198ZM255 144V143H254ZM26 145V144H25ZM35 145V144H34ZM37 145V144H36ZM73 145V144H72ZM73 145V146H74ZM98 145V144H97ZM218 145V144H217ZM224 145V144H223ZM27 146V145H26ZM33 147V145H31ZM30 146V147H31ZM49 146V145H48ZM59 146L57 148H59ZM60 146V147H61ZM68 146V145H67ZM66 146V147H67ZM68 146V148H69ZM140 146V147H139ZM243 146V145H242ZM61 147V148H62ZM141 149H139V148ZM173 147V148H174ZM187 147V146H186ZM246 147V146H244ZM249 147V146H248ZM8 148V149H7ZM13 148V146H12ZM15 148V147H14ZM27 148V147H26ZM50 148V147H49ZM73 148V147H71ZM70 148V149H71ZM117 148V147H116ZM169 148V147H168ZM247 148V147H246ZM28 149V148H27ZM47 149V148H46ZM65 149V148H64ZM63 149V150H64ZM140 150V152L138 153V151ZM172 149V148H171ZM14 150V149H13ZM34 150V149H33ZM65 150H69V149H65ZM96 150V148H95ZM138 150V151H137ZM167 150V149H166ZM175 150V151H176ZM253 150V149H252ZM27 151V150H26ZM60 151V150H59ZM59 151H57L55 145L51 146L50 150H48V153L51 152L53 155H55L54 159L52 157V160H56V162L54 163L53 161V169H51L52 171H59L60 168V163L62 161H64V156H62V151L60 153H58ZM70 151V150H69ZM173 151V150H172ZM243 151V150H242ZM246 151V150H245ZM47 152V151H46ZM65 152V151H64ZM115 152V151H114ZM116 152V154H117ZM170 152V151H169ZM168 152V153H169ZM200 152V151H199ZM248 153L250 152L247 151ZM14 153V151H13ZM27 153V152H26ZM66 153V152H65ZM68 153H72L68 152ZM67 153V154H68ZM173 153V152H172ZM177 153V152H175ZM240 153V151H239ZM12 154V152H11ZM47 154V153H46ZM115 154V155H116ZM14 155V154H13ZM27 155H29V150ZM65 157L66 154H64ZM72 155V154H71ZM129 155V154H128ZM152 155V156H155ZM165 155V154H164ZM176 155V154H175ZM181 155V154H180ZM179 155V156H180ZM197 155V152H196ZM49 156V154H48ZM81 156V157H80ZM126 156V155H125ZM130 156V155H129ZM136 156V157H137ZM144 156V155H143ZM182 156V155H181ZM246 156V155H245ZM71 156H69L68 158H70ZM78 157H80L78 159ZM117 157V156H116ZM120 157V156H119ZM133 157V156H132ZM166 157V156H165ZM171 157V156H170ZM73 158V156H72ZM71 158V159H72ZM75 158L73 160H75ZM129 158V157H127ZM149 158V157H148ZM156 158V157H155ZM175 158V157H174ZM237 158V156H236ZM50 159V157H49ZM120 159V158H119ZM147 159V158H146ZM150 159V158H149ZM154 158H152L153 160ZM198 159V158H197ZM206 159V158H205ZM86 160V159H85ZM117 160V159H116ZM134 160V159H133ZM184 162H183V167L182 169L185 171H190V169L193 170L194 166L197 165H190L189 163V159H187V157H184ZM51 161V160H50ZM82 161V160H81ZM119 161V160H118ZM117 161V162H118ZM135 161V160H134ZM204 161V160H203ZM83 162V161H82ZM208 162V161H207ZM70 163V161H69ZM68 163V164H69ZM71 163H73V161L71 160ZM167 163V162H166ZM256 164L255 172H252V168L251 165L252 164ZM52 164V163H51ZM64 164V163H63ZM67 164V163H66ZM89 164V163H88ZM182 164V163H181ZM200 164V163H199ZM62 165V163H61ZM65 165V164H64ZM80 165V164H78ZM82 165V164H81ZM104 165V164H103ZM112 165V164H111ZM124 165V164H123ZM128 165V164H127ZM141 165V164H140ZM159 165V164H158ZM156 165V166H158ZM205 165V164H204ZM212 165V166H213ZM49 166V163H48ZM63 166V165H62ZM61 166V167H62ZM66 166V165H65ZM63 166V168L65 167ZM91 166V165H90ZM95 166V167H96ZM145 166V165H144ZM150 166V165H149ZM179 166V165H178ZM3 167V166H2ZM51 167V166H50ZM68 167V166H67ZM73 169V166H71ZM76 167V165H75ZM99 167V166H98ZM113 167V166H112ZM123 167V166H122ZM140 167V166H139ZM143 167V166H142ZM151 167V166H150ZM150 167H144V173L142 174H138L132 177V183L130 182V185L127 187V189H131V188H139V189H143V188H147L148 185L151 184H158L155 187H160L159 186V180L160 175L159 170L156 169V167H154L156 170L150 168ZM163 167V166H161ZM70 168V167H69ZM80 168V170L83 172L85 171L86 174V168H84L85 170H82L83 166L78 167V169ZM195 168V167H194ZM66 169V168H64ZM117 169V168H116ZM45 170V169H44ZM75 170V169H74ZM78 170L80 173L81 171ZM96 170V168H95ZM102 170V169H101ZM122 170V169H121ZM120 170V172H121ZM158 170V171H157ZM2 171V170H1ZM64 171V170H63ZM62 171V172H63ZM97 171V170H96ZM95 171V172H96ZM124 171V169H123ZM141 171V170H140ZM146 171V173H145ZM161 171V170H160ZM169 171V170H167ZM179 171H181L179 169ZM197 171V170H196ZM204 171V170H203ZM222 171V168H221ZM4 172V171H3ZM8 172V171H6ZM49 172V171H48ZM62 172L60 175H62ZM68 172V168L67 171L65 172L67 174ZM70 172V171H69ZM177 172V171H176ZM191 172V171H190ZM211 172V171H210ZM45 173V171H44ZM56 173V172H55ZM60 173V171H59ZM64 173V172H63ZM74 173V172H73ZM137 173V172H136ZM141 173V172H140ZM223 173V172H222ZM6 174V173H3ZM40 174V172H39ZM58 174V173H57ZM69 174V173H68ZM76 174V173H75ZM84 174V173H83ZM84 174V176H85ZM115 174V173H114ZM161 174V173H160ZM216 174V173H215ZM218 174V173H217ZM35 175V174H34ZM33 175V176H34ZM123 175V174H122ZM167 175V173H166ZM209 175V174H208ZM30 176V177H33ZM37 176V175H36ZM51 176V175H50ZM59 176V175H58ZM87 176V175H86ZM128 176V175H127ZM180 176V174H179ZM178 176V177H179ZM28 177V176H27ZM167 177V176H165ZM176 177V176H175ZM200 177V176H199ZM210 177V175L208 176ZM255 177H262V176H255ZM252 177V178H255ZM264 177V176H263ZM37 179V177H34V179ZM39 178V177H38ZM78 178V184H80L81 180H83L82 178V174H79ZM112 178V177H111ZM135 178V179H134ZM169 178V177H168ZM182 178V177H181ZM180 178V179H181ZM109 179V178H108ZM131 179V178H130ZM172 179V178H171ZM170 179V180H171ZM224 179V178H223ZM264 179V178H261ZM42 180V179H39ZM58 180V177L55 181ZM169 180V181H170ZM178 180V179H175ZM202 180V179H201ZM219 180V179H218ZM30 181V180H29ZM75 181V180H74ZM71 181V182H74ZM77 181V180H76ZM148 181V182H147ZM166 181V179H165ZM164 181V182H165ZM189 181V180H188ZM200 181V180H199ZM198 181V182H199ZM250 181V180H249ZM252 181V180H251ZM84 183L87 182L83 181ZM81 182V184L83 183ZM116 182V181H115ZM127 182V181H126ZM162 182V183H164ZM175 182V181H174ZM172 182V183H174ZM186 182V181H185ZM222 182V178L221 181ZM254 182V181H253ZM257 182V181H255ZM254 182V184H255ZM44 183V182H43ZM136 183V184H134ZM248 183V182H247ZM246 183V184H247ZM263 183V182H262ZM42 184V183H40ZM45 184V183H44ZM57 184V183H56ZM104 184V183H103ZM110 184V183H109ZM134 184V185H132ZM180 184V183H179ZM203 184V183H202ZM252 184V182H251ZM248 184V185H251ZM46 185V184H45ZM75 185V184H74ZM73 185V186H74ZM77 185V184H76ZM75 185V187H76ZM164 185V184H163ZM163 185L161 184V188H164ZM171 185V184H170ZM181 185V184H180ZM201 185V184H200ZM242 185V184H241ZM44 186V185H43ZM53 186V185H52ZM79 186V185H77ZM82 186V185H80ZM80 186L78 187V189L80 188ZM86 186V185H84ZM165 187H167L166 185H164ZM172 186V185H171ZM174 186V185H173ZM172 186V188H173ZM184 186V185H183ZM264 186V185H263ZM74 187V188H75ZM83 187V186H82ZM124 187V186H123ZM150 187V186H149ZM154 187V186H152ZM221 187V186H220ZM243 187V186H242ZM49 188V187H48ZM86 188V187H85ZM108 188V186H107ZM126 188V187H125ZM160 188V189H161ZM183 188V187H182ZM181 188V189H182ZM196 188V187H195ZM264 188V187H263ZM84 189V188H83ZM124 190V191H127ZM148 189V188H147ZM146 189V190H147ZM167 189V188H166ZM82 190L81 188L79 189V191ZM144 191L141 195H140V200H134L135 198H133L132 196H129L128 194L125 195H116V197L110 199V201L112 202V204L114 203L115 207H113V211H115L118 214V218L119 220H121L125 226V229H127V223L126 222H136V225H140L142 224L140 227L143 229V231L141 232H149L152 233L155 227H158L159 225H161L163 222H165L167 220V216L166 215H161V216H157L156 218L154 217V215H157V213L153 215V203H152V198H151V194L148 195L147 191ZM165 190V189H163ZM169 190V189H168ZM174 190V189H173ZM178 190V189H176ZM228 190V189H227ZM240 190V189H239ZM252 190V189H251ZM264 190V189H263ZM132 191V190H130ZM129 191V192H130ZM134 191V190H133ZM132 191V192H133ZM138 191V190H135ZM141 191V190H140ZM167 191V190H166ZM192 191V190H191ZM49 192V191H48ZM131 192V193H132ZM179 192V191H177ZM70 193V192H69ZM83 193V192H82ZM135 193V192H134ZM133 196L136 195L137 193L134 194ZM138 193V194H139ZM151 193V192H150ZM159 193V190H158ZM161 193V192H160ZM189 193V192H187ZM193 193V192H192ZM199 193V192H198ZM238 192H236L235 195H237ZM117 194V193H116ZM163 194V193H162ZM162 194H157V197H161L159 198L162 199ZM169 194V193H168ZM175 194V193H174ZM250 194V193H249ZM154 195V194H153ZM152 195V197H153ZM166 195V194H164ZM171 195V194H170ZM176 195V194H175ZM227 195V194H226ZM234 195V196H235ZM253 195V194H251ZM178 196V195H177ZM139 197V196H138ZM166 197V196H165ZM170 197V196H169ZM250 197V195H249ZM264 197V196H263ZM191 198V197H190ZM233 198V197H232ZM244 198V197H242ZM248 198V197H247ZM252 198V197H251ZM88 199V198H87ZM158 199V198H157ZM264 199V198H263ZM156 200V199H155ZM154 200V202H155ZM165 201V199H163ZM167 200V199H166ZM85 201V199H84ZM109 201V202H110ZM164 201L163 204H164ZM161 202V200H160ZM183 202V201H182ZM187 202V201H185ZM181 203V208H183V210H185L184 208H186V211L188 212L189 215L191 216H187L185 215L188 219L190 218H199L200 216L202 217L204 215V213H206L207 211L204 212V210H202L201 208L199 209H189L186 207V203ZM200 202V201H199ZM49 203V202H48ZM82 203V202H81ZM85 203V202H84ZM156 203V202H155ZM174 203V202H173ZM194 203V202H193ZM244 203V202H243ZM158 204V203H157ZM180 204V202H179ZM247 204V203H246ZM168 205V204H167ZM192 205V204H191ZM94 206V205H93ZM162 206V205H161ZM173 206V205H172ZM240 206V205H239ZM264 206V205H263ZM112 207V206H111ZM190 207V206H189ZM194 207V206H193ZM196 207V206H195ZM194 207V208H195ZM213 207V206H212ZM230 207V206H229ZM252 207V206H251ZM170 207H168L169 209ZM180 208V207H179ZM248 208V207H247ZM241 209V208H240ZM106 210V209H105ZM112 210V209H111ZM179 210V209H178ZM250 210V209H249ZM255 210V209H254ZM217 211V210H216ZM238 211V209H237ZM83 212V211H82ZM86 212V211H85ZM204 212V213H202ZM240 212V211H239ZM183 213V212H182ZM213 213V212H212ZM230 213V212H229ZM7 214V213H6ZM85 214V213H84ZM161 214V213H160ZM187 214V213H186ZM208 213H206L205 215H207ZM238 214V213H237ZM101 216V215H100ZM99 216V217H100ZM105 215H103L102 218H104ZM109 216V214H108ZM107 216V217H108ZM170 216V215H168ZM231 216V215H230ZM236 216V215H235ZM86 217V216H85ZM88 217V216H87ZM171 217V216H170ZM177 217V216H176ZM175 219L173 218V220L170 221H174L173 224L168 225V223L166 224L167 226H164L162 224V226H164L166 228V230H174L173 232H175V230L177 229H181V228H185L187 226L191 227V225L196 224L197 222L195 220H185L184 215L182 217H177ZM190 217V218H189ZM250 217V216H248ZM254 217V216H253ZM117 218V219H118ZM172 218V217H171ZM90 219V218H88ZM106 219V216H105ZM125 219H127L125 221ZM232 219V218H231ZM86 220V219H85ZM107 220V219H106ZM106 220H103L102 222H105ZM138 220V221H137ZM211 220V219H210ZM53 221V220H52ZM118 221V220H117ZM198 221V220H197ZM89 222V221H88ZM91 222V221H90ZM94 222V221H93ZM169 222V221H168ZM106 223V222H105ZM139 223V224H138ZM109 224V223H108ZM241 225V224H240ZM195 226V225H194ZM13 227V226H12ZM133 227V226H131ZM193 227V226H192ZM163 228V227H162ZM208 228V227H206ZM221 228V227H220ZM244 228V227H243ZM10 229L13 230V228L10 227ZM52 230V229H51ZM129 230V229H127ZM141 230V229H140ZM159 230V229H158ZM156 229V231H158ZM163 230V229H162ZM209 230V229H208ZM241 230V229H240ZM9 231V230H8ZM155 231V230H154ZM165 231V230H163ZM179 231V230H178ZM15 232V231H14ZM13 232V233H14ZM140 232V233H141ZM180 232V231H179ZM178 232V233H179ZM12 233V234H13ZM94 233V232H93ZM159 233V232H158ZM11 233H9L8 235H10ZM212 234V232H211ZM210 234V235H211ZM190 235V234H189ZM13 236V235H12ZM155 236V235H154ZM158 236V235H157ZM160 236V235H159ZM207 236V235H205ZM8 237V236H7ZM167 237V236H166ZM174 237V236H173ZM218 238V237H217ZM155 239V238H154ZM161 239V238H160ZM165 239V238H164ZM139 240V239H138ZM180 240V239H179ZM128 241V240H127ZM167 241V239H166ZM137 242V241H136ZM177 242V241H176ZM200 242V241H199ZM252 242V241H251ZM156 243V242H154ZM168 243V242H167ZM166 243V244H167ZM186 244V243H185ZM182 245V244H181ZM68 246V245H67ZM79 248V247H78ZM150 248V247H149ZM142 249V248H141ZM151 249V248H150ZM172 249V248H171ZM222 249V248H221ZM255 249V248H254ZM160 252V251H159ZM162 252V251H161ZM172 251L169 250L168 246H166L163 250V253L160 257V261L163 264H175V259L176 256H178V252H174L171 254ZM103 253V252H102ZM98 254V253H97ZM183 254V253H182ZM219 254V253H217ZM255 254V253H254ZM88 255V254H87ZM181 256V255H180ZM222 256V255H221ZM173 257V259H172ZM179 257V256H178ZM177 257V258H178ZM182 257V256H181ZM201 258V257H200ZM234 258V257H233ZM133 259V258H132ZM139 259V258H138ZM151 259V258H150ZM187 259V258H186ZM195 259V257H194ZM262 259V258H261ZM80 260V259H79ZM78 260V261H79ZM100 260V259H99ZM193 260V259H192ZM222 260V259H221ZM148 261V260H147ZM146 261V262H147ZM153 261V260H152ZM186 261V260H185ZM202 261V260H201ZM210 261V260H209ZM80 262V261H79ZM92 262V261H91ZM90 262V263H91ZM110 263V262H109ZM148 263V262H147ZM150 263V262H149ZM177 263V261H176ZM57 264V263H56ZM67 264V263H66ZM94 264V263H93ZM140 264V263H139ZM157 264V263H156Z\"/></svg>",
  "mask_w": 264,
  "mask_h": 264
}]
</instances>
